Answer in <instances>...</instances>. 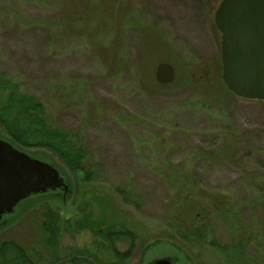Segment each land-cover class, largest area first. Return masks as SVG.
Returning a JSON list of instances; mask_svg holds the SVG:
<instances>
[{"label": "rangeland", "instance_id": "1", "mask_svg": "<svg viewBox=\"0 0 264 264\" xmlns=\"http://www.w3.org/2000/svg\"><path fill=\"white\" fill-rule=\"evenodd\" d=\"M220 1L0 0V72L37 95L67 131L79 130L82 109L86 115L96 111L80 135L100 169L88 183L69 174L65 182L72 187L64 204L25 199L9 225L0 226V244L17 243L49 264H57L65 246L90 258L100 255L96 264H110L107 248L99 246L105 239L96 230L112 228L137 237L129 260L120 264H145L170 254L182 264H260L264 214L248 209L246 201L260 197L257 182L264 180L259 169L264 102L238 99L222 82L220 33L213 21ZM160 63L174 67L175 80L168 86L155 80ZM80 86L84 106L73 92H64ZM57 87V96L64 92L60 100L53 97ZM225 129L236 138L228 137L236 155L204 158L222 147ZM189 182L198 184L192 205L220 200L201 198L197 192L207 188L222 194L225 209L243 216L238 229L220 214L211 219L213 237L227 253L210 245L212 236L188 244L168 225L174 213L184 219L190 212L177 205ZM47 210L58 215L60 225L51 253L43 250L49 248L43 243ZM249 233L254 242L245 244L240 261L238 247ZM128 246L117 245L121 253Z\"/></svg>", "mask_w": 264, "mask_h": 264}, {"label": "trees", "instance_id": "2", "mask_svg": "<svg viewBox=\"0 0 264 264\" xmlns=\"http://www.w3.org/2000/svg\"><path fill=\"white\" fill-rule=\"evenodd\" d=\"M90 6L91 5H89V7ZM88 12H90L89 8ZM85 14L86 13L80 16V20H84L88 13L86 14V16ZM73 20L76 19L73 18ZM62 23L60 22L61 25ZM80 88L81 86L79 88L72 87V89L70 90L65 88L64 92L65 94L67 93V91L73 92L72 95L77 96L79 98V101L81 102L80 104L84 106L85 103L83 102V98L78 95V93L81 92ZM59 90L60 89L57 87L53 91V97L56 100H60L61 97H63L62 95L64 94V92L62 91L63 94L57 96L56 93L58 94ZM226 91L231 95L228 90ZM94 112L97 113L96 111ZM79 113L83 118L81 119L79 130L70 132L61 128L57 125V123L54 121V118L50 115L45 103L37 95L25 91L17 78L8 76L5 73L0 72V138L9 142L18 150L27 153L31 157H42V159L46 160L44 162L50 163L59 171L60 175L64 178L65 181L67 180L68 182H70L67 179L69 174H79L82 176V180L88 183L92 182L98 177L100 169L93 165L92 154L87 149L86 144L82 141V137L80 134L83 131L82 129L87 128V125L92 124V121L95 120V113L86 115L83 109ZM227 131L229 130L225 129L221 132L225 140L222 147L220 149H218V147L216 151L204 153V158L218 160L223 154L228 153L229 151H231L230 157H232V154L233 157L236 155V153H234L232 150L234 149V147L229 143L228 139L230 138L228 137L231 136L233 141H235L236 138L234 137V135H232L233 133H226ZM262 157V159H264V155H262ZM85 163L87 164L86 166ZM260 168L264 171V166H260L259 169ZM257 183V185L262 188L260 189V197L255 196L256 198H249L246 202L248 205V209L252 211L258 209L261 214H264V180H260ZM189 185L190 188L186 189L180 194L177 205L179 209L184 208L190 212L184 219H182L183 216L174 213L173 216H175L176 218H172L171 222H168L167 220L168 225L172 229H174V232L178 234L181 240H184L188 244L202 243L208 237L212 236L210 245L216 247V249L220 250L221 252L227 253V250L229 248L218 244L213 237L211 219L213 218V216H218L220 214L228 219L229 224L236 226L238 229L239 224L244 222L242 221L243 216H241L239 210L235 212V209L233 208H230V210H228V208L225 209L222 194L220 192L208 190L207 188H205V190H202L201 192H196L200 195L201 198L206 197L209 201L213 196L220 197V200H216L217 203L215 204L210 202L209 206H201V208L195 206V202H193L192 205V195L194 193L193 187L198 186V184L196 185V183L194 182H189ZM71 187V184L68 185V192L64 201H66V199L70 197ZM116 192L117 194L119 193L120 195H122L125 200H130L128 197H126V194H124L123 191L116 190ZM60 193H64L63 190L48 191L45 194L37 195V197H44L48 199L51 198L57 202H62V204H64L62 199L63 195ZM215 193L217 194L214 195ZM43 217L47 221L44 229L47 236L44 238L43 243L48 245L47 247H49L48 249L45 248L43 250H47V252L51 253L54 246L56 245L55 242L57 243L56 237L60 232L58 215L55 214L52 210H47L43 213ZM98 231L96 230V233L100 235V232ZM103 231L105 234L103 236L101 235V237H103V240L105 239V241L108 242L109 250L114 252L115 259L119 262L118 264H120V261L124 259L126 253H121L117 245L128 243V247L131 249L134 243L133 241L137 240V237H135L134 234L123 229L113 230L111 228ZM241 233L243 232L239 231V235H241ZM253 242L254 240L250 236V233L248 234L247 241H245V243H242L241 241L242 246L238 247V250L240 252L242 251V256L240 255L239 258L240 261L243 259V250L245 244L247 245ZM260 248L262 247L260 246ZM52 257L57 258L55 256ZM44 259L45 261L47 260V258H42V256L40 257V255L34 256L31 249L27 250L26 247H22L17 243L11 241H3L0 244V264H49L47 262H44ZM258 262L260 264H264V251L258 252Z\"/></svg>", "mask_w": 264, "mask_h": 264}, {"label": "water", "instance_id": "3", "mask_svg": "<svg viewBox=\"0 0 264 264\" xmlns=\"http://www.w3.org/2000/svg\"><path fill=\"white\" fill-rule=\"evenodd\" d=\"M213 21L220 33L224 86L239 99L264 102V0H221ZM154 76L158 84L169 85L174 67L160 63ZM60 189L67 193L68 185L56 168L0 138V222L25 199Z\"/></svg>", "mask_w": 264, "mask_h": 264}, {"label": "flooded vegetation", "instance_id": "4", "mask_svg": "<svg viewBox=\"0 0 264 264\" xmlns=\"http://www.w3.org/2000/svg\"><path fill=\"white\" fill-rule=\"evenodd\" d=\"M66 183V182H65ZM67 184V183H66ZM60 190H62V189H60ZM60 194H62L63 196H62V199H63V202L65 203V201H64V199H65V197H66V194L67 193H60ZM37 196V195H36ZM23 202V201H22ZM21 203V202H20ZM19 203V204H20ZM18 204V205H19ZM17 205V206H18ZM16 209V208H15ZM15 209H14V212H15ZM14 212L12 213V214H9V215H5V216H3L2 217V220H1V222H0V226H4L5 227V225L7 226V224L6 223H8V219H9V217L11 216V215H13L14 214ZM8 225H9V223H8ZM4 227H2V228H4ZM1 228V227H0ZM98 232H100V235H104L105 233H104V231L103 232H101L100 230L98 231ZM134 242V241H133ZM108 242H106V241H104V242H102L101 244H99V246L101 247V248H107V251L109 252V254L111 255V258H110V264H118L119 262L118 261H116V259H115V254H114V252L113 251H110L109 250V248H108ZM133 250H134V243H133V246H132V248L130 249H128L127 250V253H126V255H125V259H122V260H124L125 262L127 261V260H129V256L132 254V252H133ZM139 253L140 254H142L143 253V250L142 251H139ZM94 254V253H93ZM92 254V255H93ZM159 259H168L169 261H170V263L171 264H182L180 261H179V259H178V257L177 256H175V255H172V254H170V255H166V256H163V257H159V258H155V259H151L150 261H148V262H145V264H153L155 261H157V260H159ZM55 260V259H54ZM98 260H100V255H98V254H96V258L95 257H89L88 255H86V252H82L80 249H79V251H77L76 249H71V248H68L67 246H65V247H63L62 249H61V252H60V256L58 257V259H57V261L55 262V263H57V264H96L95 263V261H97L98 262ZM121 260V261H122ZM120 261V262H121ZM121 263H124V262H121ZM141 264H142V262H140ZM54 264V263H53ZM108 264V263H107Z\"/></svg>", "mask_w": 264, "mask_h": 264}]
</instances>
